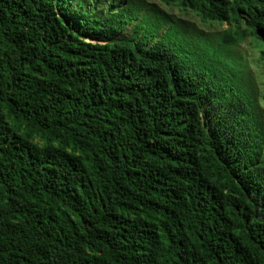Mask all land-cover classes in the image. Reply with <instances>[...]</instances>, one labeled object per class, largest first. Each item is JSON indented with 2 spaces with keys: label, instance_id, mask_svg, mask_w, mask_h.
I'll list each match as a JSON object with an SVG mask.
<instances>
[{
  "label": "trees",
  "instance_id": "16d2710c",
  "mask_svg": "<svg viewBox=\"0 0 264 264\" xmlns=\"http://www.w3.org/2000/svg\"><path fill=\"white\" fill-rule=\"evenodd\" d=\"M159 2L0 0V264H264V0Z\"/></svg>",
  "mask_w": 264,
  "mask_h": 264
},
{
  "label": "rangeland",
  "instance_id": "374dc122",
  "mask_svg": "<svg viewBox=\"0 0 264 264\" xmlns=\"http://www.w3.org/2000/svg\"><path fill=\"white\" fill-rule=\"evenodd\" d=\"M122 1V0H121ZM134 3L139 2L146 6V8L157 7L159 10L164 11L168 15H173L181 24L190 25L193 29L202 32L208 30L201 24V21L193 14H184L179 9H169L162 5L159 0H133ZM133 26H130L120 36L128 38L130 36ZM232 58L240 60V64L247 70V75L251 81V87L257 97V103L263 111L264 118V67L259 64V52L253 40H248L232 52Z\"/></svg>",
  "mask_w": 264,
  "mask_h": 264
}]
</instances>
